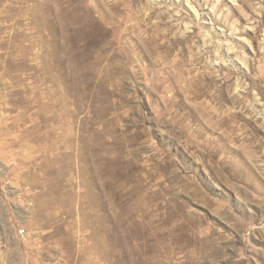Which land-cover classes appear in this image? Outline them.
<instances>
[{"label":"rangeland","instance_id":"1","mask_svg":"<svg viewBox=\"0 0 264 264\" xmlns=\"http://www.w3.org/2000/svg\"><path fill=\"white\" fill-rule=\"evenodd\" d=\"M0 264H264V0H0Z\"/></svg>","mask_w":264,"mask_h":264}]
</instances>
